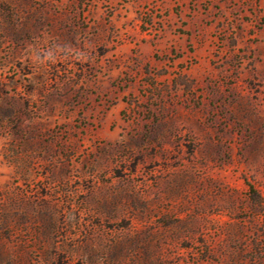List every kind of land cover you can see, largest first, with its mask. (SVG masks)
<instances>
[{
  "label": "rangeland",
  "instance_id": "374dc122",
  "mask_svg": "<svg viewBox=\"0 0 264 264\" xmlns=\"http://www.w3.org/2000/svg\"><path fill=\"white\" fill-rule=\"evenodd\" d=\"M0 264H264V0H0Z\"/></svg>",
  "mask_w": 264,
  "mask_h": 264
}]
</instances>
